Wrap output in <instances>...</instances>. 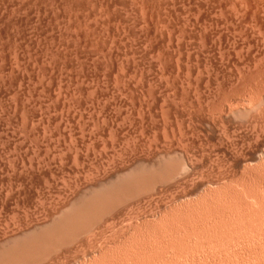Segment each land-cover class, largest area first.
Returning a JSON list of instances; mask_svg holds the SVG:
<instances>
[{
    "label": "rangeland",
    "instance_id": "374dc122",
    "mask_svg": "<svg viewBox=\"0 0 264 264\" xmlns=\"http://www.w3.org/2000/svg\"><path fill=\"white\" fill-rule=\"evenodd\" d=\"M263 152L264 0H0V264H264Z\"/></svg>",
    "mask_w": 264,
    "mask_h": 264
},
{
    "label": "bare ground",
    "instance_id": "6f19581e",
    "mask_svg": "<svg viewBox=\"0 0 264 264\" xmlns=\"http://www.w3.org/2000/svg\"><path fill=\"white\" fill-rule=\"evenodd\" d=\"M80 1H81V0H80ZM142 1H143V0H142ZM86 2H87V1H86ZM70 3H71V2H70ZM72 3H73V0H72ZM96 3H97V2H96ZM128 3H129V2H128ZM105 4H106V3H105ZM154 4H155V3H154ZM87 5H88V4H87ZM109 5H110V4H109ZM156 5H157V4H156ZM86 7H87V6H86ZM97 7H98V6H97ZM99 8H100V7H99ZM142 8H143V7H142ZM73 9H74V8H73ZM89 9H90V8H89ZM91 9H92V8H91ZM91 9H90V10H91ZM113 9H114V8H113ZM151 9H153V8H151ZM61 10H62V9H61ZM81 11H82V10H81ZM113 11H114V10H113ZM149 11H150V10H149ZM152 11H153V10H152ZM158 12H159V11H158ZM73 13H74V12H73ZM156 13H157V12H156ZM65 14H66V13H65ZM139 14H140V13H139ZM144 14H145V13H144ZM152 14H153V13H152ZM66 15H67V14H66ZM110 15H111V14H110ZM113 15H114V14H113ZM107 16H108V15H107ZM110 17H111V16H110ZM122 17H123V16H122ZM134 17H135V16H134ZM114 19H115V18H114ZM73 20H74V19H73ZM136 20H137V19H136ZM155 20H156V19H155ZM115 21H116V20H115ZM157 22H158V21H157ZM119 23H120V22H119ZM119 23H118V24H119ZM116 27H117V26H116ZM116 27H115V28H116ZM146 27H147V26H146ZM75 28H76V27H75ZM77 28H78V27H77ZM121 31H122V30H121ZM123 34H124V33H123ZM130 35H131V34H130ZM91 37H92V36H91ZM92 39H93V38H92ZM108 40H109V39H108ZM94 43H95V42H94ZM75 44H76V43H75ZM105 45H106V44H105ZM93 47H94V46H93ZM103 47H104V46H103ZM110 47H111V46H110ZM108 51H109V50H108ZM101 52H102V51H101ZM107 54H108V53H107ZM69 55H70V54H69ZM131 55H132V54H131ZM133 56H134V55H133ZM106 58H107V57H106ZM108 58H109V57H108ZM133 58H134V57H133ZM117 59H118V58H117ZM126 59H127V58H126ZM109 62H110V61H109ZM124 64H125V63H124ZM134 68H135V67H134ZM136 69H137V68H136ZM134 74H135V73H134ZM134 74H133V75H134ZM140 74H141V73H140ZM146 76H147V75H146ZM151 83H152V82H151ZM132 86H133V85H132ZM94 90H95V89H94ZM140 92H141V91H140ZM147 95H148V94H147ZM139 96H140V95H139ZM147 98H148V97H147ZM140 104H141V103H140ZM143 105H144V104H143ZM139 109H140V108H139ZM139 111H140V110H139ZM160 112H161V111H160ZM138 113H139V112H138ZM161 115H162V114H161ZM261 153H262V152H261ZM261 153H260V154H261ZM263 153H264V152H263ZM262 155H263V154H262ZM259 156H260V155H258V157H259ZM258 157H257V159H258ZM257 159H256V160H257ZM257 161L259 162L260 167H264V155H263V156H260V158H259ZM259 169H260V168H259ZM260 175H261V177L263 178L262 174L253 175L252 172H249V170H247V169L244 167L243 172H242V174H241L242 179H243L245 182L247 181V182L253 184V187H252L251 189H248V191H247V190H244V191L246 192V193L244 192V195L241 194V193L243 192V190L240 189L242 192L239 190V192H241V193H238V194H236V195H227V196H225L224 194H223V195L221 194L222 197L219 196V193H218L219 190H220V192L223 191L222 188H223V185H224V184L221 183L222 181L219 182V183H216V186H217V189H218V192H217V193H218V196H216V195H217V193H216V195H214V197L216 196L215 198L212 197L214 192H213V191H212L207 185H206L207 187L204 186L205 188H203L202 191H201V189L199 188L200 191H201V194L199 193L200 195H198L199 198H200V200H201V201H200L201 203H199V206H200V204H203L204 207H205L204 209H206V210H204V209H200V210H202V211H203V210L206 211L205 214H207L208 212H210V213H208V215H209V214H212V213H214V214H218V213H220V214L222 215V213H224L225 211H224V212H223V211H221V212L219 211L218 213H215V212L218 210V207H217V210L214 209V207H211V206H214V205L216 204L215 202H213V201H215V199H216V202H219V200H221V201L223 202V200H224L223 203H226L227 200L230 201V200H231V197H232V202H230V203H233V200L235 201V199H236L237 201L235 202V204H237V202L239 203V201H240L239 204L241 205V204H242L243 202H245V201H246V203H247V201H248L247 199H249V197H250L249 200L252 199V200L254 201V203H255L256 200L258 199V198L256 199V196H258L257 194H259L258 192H257V194H256V191H258V190H256V189H260L259 187L261 186V183H260V186L256 188V186L259 185V180H261V179H260L261 177L259 178ZM225 180H226V179H225ZM232 180H233V179H232ZM262 180H263V179H262ZM218 181H219V180H218ZM223 181H224V180H223ZM260 182H261V181H260ZM214 185H215V184H214ZM263 186H264V185H262V187H263ZM262 187H261V188H262ZM226 188H228V187H226ZM241 188H242V187H241ZM231 189H232V188H231ZM243 189H244V188H243ZM262 190H263V189H262ZM260 192H261V191H260ZM225 193H226V192H225ZM247 193H249V197L245 195V194H247ZM228 194H230V193H228ZM250 194H251V195H250ZM255 194H256V196H255ZM247 195H248V194H247ZM252 195H253V197L251 198ZM254 196H255V197H254ZM185 197L188 198V197H190V196H185ZM185 197H184V198H185ZM247 197H248V198H247ZM245 198H246V199H245ZM243 199H245V201H244ZM255 199H256V200H255ZM259 199H261V200L258 201ZM259 199L257 200L258 203H257L256 206L259 205V202H260V204H261L262 201H264V200H262L261 196L259 197ZM241 201H242V203H241ZM222 202H221V203H222ZM214 203H215V204H214ZM219 203H220V202H219ZM219 203H218V204H219ZM221 203H220V204H221ZM228 203H229V202L226 203V204H227L226 206H229ZM246 203H244V204H246ZM186 204H187V205H186L187 207L191 206V208H190L191 210H190V211H192V210L196 211V210H195L196 207H195V206L192 207L193 205H190V204H192L191 201L187 202ZM218 204H217V206H218ZM239 204H237V205H239ZM250 204H251V203H250ZM250 204H249V205H250ZM184 205H185V203L180 204V205L178 204L177 206H175V207H173V208H170V206H168V208H169L168 213L171 214L174 210L176 211V209H177V210H178V209L182 210V208L184 209ZM188 205H189V206H188ZM197 205H198V204H197ZM224 205H225V204H224ZM231 205H232V204H231ZM246 205H247V204H246ZM253 205H254V204H253ZM128 206H129V205H128ZM201 206H202V205H201ZM241 206H242V205H241ZM241 206H240V207H241ZM244 206H245V205H244ZM261 206H262V208H263V204H262ZM237 207H238V206H237ZM246 207H247V206H246ZM258 207H259V206H258ZM243 208H244V207H243ZM255 208H256V207H255ZM260 208H261V207H260ZM260 208H259V209H260ZM186 209H187V208H186ZM197 210H198V209H197ZM200 210H199V211H200ZM221 210H222V209H221ZM260 210H261V209H260ZM183 211H185V209H184ZM202 211H200V212H202ZM244 211H245V210H244ZM192 212H193V211H192ZM232 212H233V211H232ZM232 212L228 213L229 216H230V214H231ZM251 212H252V211H251ZM255 212H256V211H255ZM166 213H167V212H166V210H165L164 214L166 215ZM168 213H167V214H168ZM173 213H174V212H173ZM183 213H184V212H183ZM185 213H186V212H185ZM225 213H226V212H225ZM234 213H235V212H233V214H234ZM244 213H245V212H244ZM258 213H259V212H258ZM263 213H264V212H263ZM187 214H188V213H187ZM190 214L193 215L192 213H190ZM198 214H200V213H198ZM233 214H231L230 217H232ZM235 214H236V213H235ZM245 214H246V213H245ZM191 215H190V216H191ZM196 215H197V214H196ZM196 215H195V216H196ZM221 215H220V216H221ZM167 216H168V215H167ZM212 216H213V215H212ZM214 216H215V215H214ZM214 216H213V217H214ZM218 216H219V214H218ZM220 216H219V217H220ZM222 216H226V215L224 214V215H222ZM236 216H237V215H236ZM236 216H235V217H236ZM246 216H247V214H246ZM248 216H249V214H248ZM250 216H251V215H250ZM252 216H253V215H252ZM155 217H156V214H153L150 218H151V220H152V219H154ZM182 217H183V215H182ZM182 217H181V218H182ZM208 217H209V216H206L207 219H208ZM210 217H211V216H210ZM227 217H228V215H227ZM230 217H228V218H230ZM233 217H234V216H233ZM175 218H176V219H175ZM175 218L173 219V221L176 220V221H174V222H176V224H175L174 222H173V224H172V223H168V224H172V225H171V226L169 225V227L167 228V229H168L167 232H170V233H171V232H173V230H175L174 232H175V233H176V232L178 233V232L181 231L182 229L186 230V229L188 228V227L185 228V227H186V226H185V223H184V226H185V227H182L183 225L180 226V225H179L180 222H181V221H179L180 218H179V219H177L178 217H175ZM193 218H194V217H193ZM203 218H205V216H204ZM203 218H202V220H204ZM220 218H221V217H220ZM222 218H223V217H222ZM252 218H253V217H252ZM252 218H251V219H252ZM185 219H187V218H185ZM185 219H184V220H185ZM195 219H196V218H195ZM224 219H225V218H224ZM226 219H227V218H226ZM163 220H164V219L162 218V215H160V218L158 219V221L161 222V221H163ZM187 220H189V219H187ZM192 220H193V219H191V221H192ZM208 220H209V219H208ZM208 220H207V221H208ZM235 220H237V219H235ZM168 221H169V220H168ZM191 221H189V222H191ZM195 221H196V220H195ZM195 221H194V222H195ZM197 221H198V222H197ZM197 221H196V222H197L198 224H200V223H199V220H197ZM207 221H204V222H207ZM216 221H217V220H216ZM221 221H222V220H221ZM170 222H172V219H171ZM147 223H148V222H147ZM197 223H194V225H192V223H190L191 226H190V224H189V227L191 228L192 226H197V225H195V224H197ZM201 223H202V222H201ZM224 223H225V222H224ZM113 224H114V223H113ZM187 224H188V223H186V225H187ZM204 224H205V223H204ZM142 225H143V224H142ZM146 225H147V224H146ZM177 225H179L180 227H177ZM208 225H209V224H208ZM175 226H176V227H175ZM187 226H188V225H187ZM223 227H224V225H223ZM165 228H166V227H165ZM190 228H188V230H189ZM193 228H195V227H192L191 229H193ZM199 228H200V227H199ZM97 229H98V228H97ZM214 229H215V228H214ZM220 229H221V228H220ZM214 231H215V230H214ZM174 232H173V233H174ZM181 232H182V231H181ZM165 233H166V232H165ZM171 234H172V233H171ZM185 235H186V234H185ZM148 236H150V235H148ZM166 236L168 237V235H166ZM142 237H143V236H142ZM142 237H141V238H142ZM145 237H146V236H145ZM150 237H151V236H150ZM192 237H193V235H192ZM194 237H195V236H194ZM143 238H144V237H143ZM146 238H147V237H146ZM146 238H145V239H146ZM182 238H183V237H182ZM185 238H187V237H185ZM150 239H151V238H150ZM152 239H153V238H152ZM163 239H164V238H163ZM163 239H161V240H163ZM172 239H173V238H172ZM175 239H176V238H175ZM177 239H178V238H177ZM141 240H142V239H141ZM146 240H147V239H146ZM148 240H149V238H148ZM154 240H155V239H154ZM157 240H158V239H157ZM161 240H160V241H161ZM149 241H150V240H149ZM172 241H173V240H172ZM141 242H145V241L142 240ZM162 242H163V241H162ZM183 242H184V241H183ZM148 243H149V242H148ZM145 244H146V243H145ZM159 244H161V243H159ZM165 244H166V243H165ZM169 244H170V243H169ZM149 245H151V244L149 243ZM166 246H167V245H166ZM144 248H145V246H144ZM164 248H165V247H164ZM104 251H106V250H104ZM104 251L101 250V249L98 250V251L96 250L95 252L93 251V253H92L91 255H97V257H100V256H102V254H104V253H103ZM107 251H108V250H107ZM107 251H106V252H107ZM139 253H140V252H139ZM136 254H137V253H136ZM141 254H142V253H141ZM138 255H139V254H138ZM136 256H137V255H136ZM95 259H96V257L92 258L91 261H88V262L81 261L80 264H90V263L92 264V263H96V262H95ZM75 264H77V263H75Z\"/></svg>",
    "mask_w": 264,
    "mask_h": 264
}]
</instances>
